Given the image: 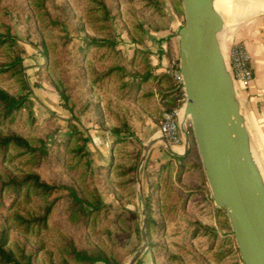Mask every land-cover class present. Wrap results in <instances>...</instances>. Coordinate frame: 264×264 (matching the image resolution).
Listing matches in <instances>:
<instances>
[{"label": "rangeland", "instance_id": "374dc122", "mask_svg": "<svg viewBox=\"0 0 264 264\" xmlns=\"http://www.w3.org/2000/svg\"><path fill=\"white\" fill-rule=\"evenodd\" d=\"M42 1L40 13L34 7V0H3L0 5V32L10 29L16 39L29 102L27 109L18 112L12 120L0 124V134H16L32 142L44 139L50 141L49 146L57 154L68 153L63 164L57 163L55 153L49 162L39 166L27 163L26 157L11 158L0 154V174L20 176L34 172L50 184L62 183L75 187L89 203L95 206L100 203V207L86 221L81 217L74 220L70 218L60 194H55L49 200L55 199L56 204L48 218L47 228L26 235L14 225L10 215L14 212L23 216L38 215L45 203L32 198L30 202L10 208L9 197L5 195L0 205V229L4 228L8 232L9 247L17 246L33 254L34 264H66L62 244L64 238H70L77 247H96L117 264H128L144 243L142 226L145 218V231L147 233L150 226V234L147 235L146 247L134 264H243L230 224L229 229L224 226L227 216L214 205L189 122H186V128L190 150L184 162L174 155L157 159L149 154V148L144 161L140 163L145 146L136 137H129L133 144L116 143L110 133H105L108 128L102 130L98 125L95 126L97 132L93 138L98 137L100 142H89L91 152L87 163L85 158H75L71 153L72 144L67 148L61 144V141L70 137L71 123L88 135L90 127H86V122L90 123L96 117L82 111L79 119L75 120L69 110L68 99L77 100V111L83 110L85 103V80L78 67L79 45L83 46L86 38L109 39L128 53L130 42L126 40L130 16L141 5L135 3L130 6L125 0H103L110 7L118 5L119 18H111L109 24V20L98 19V12L93 10L95 0ZM221 17L223 31H229L228 36L256 21H264V13H260L234 25L231 21L233 14L227 5L223 6ZM258 31L264 32V23ZM234 43L242 44L235 40L227 43V39L221 43L228 69L227 44L231 46ZM148 47L149 43L140 46L142 49ZM170 48L171 45L168 47L170 63L179 65L178 52L176 56L173 51L174 55L170 58ZM7 53V50L0 48V62L5 61ZM83 57V61L85 59L88 64L87 69H94L96 73L107 71L115 62L113 53L106 47L92 48ZM234 84L238 95L244 88ZM20 87V83L10 73L0 75L1 89L11 93ZM143 87L142 94L153 90L154 83H146ZM58 89L68 97L67 100L58 94ZM120 91L115 76L108 77L94 88V98L99 101L107 125L116 122L117 118L121 120V116H127L134 129L133 115L152 113L160 126L163 111L159 113L151 104L150 108L147 107L148 111L141 113L137 106L121 98L123 95ZM117 98L124 101L123 104L117 105ZM118 109L120 111L116 112ZM250 137L264 186V157L251 134ZM134 145L140 148V153L133 180L131 174L122 176L119 173L131 166ZM157 150L162 151L163 155L167 154L161 148ZM156 185L159 186L158 190L153 191ZM147 195L151 197L153 224L147 223ZM201 227L212 232L208 235L195 232ZM67 264L75 263L68 259Z\"/></svg>", "mask_w": 264, "mask_h": 264}, {"label": "trees", "instance_id": "16d2710c", "mask_svg": "<svg viewBox=\"0 0 264 264\" xmlns=\"http://www.w3.org/2000/svg\"><path fill=\"white\" fill-rule=\"evenodd\" d=\"M3 0H0V5ZM96 5L93 10L97 11L100 20H109L111 18H119L117 13L118 5L116 7H110L103 0H95ZM127 5H134L139 3L141 6L137 10H133L130 16V29L128 30V39L135 46H144L146 43V35L149 29L159 30L169 27V18L165 12L166 8H170L171 12L181 21L184 22V14L181 0H125ZM34 7L37 13H40L43 7L42 0H34ZM116 9V13L114 10ZM146 13V14H145ZM154 18V19H153ZM54 24L57 23L54 21ZM83 27V26H81ZM83 29V28H82ZM85 44L78 47V67L85 80V103L82 107L83 110L77 111V100L68 99V97L59 89L58 94L69 101V110L75 120L79 119V114L92 113L96 116V122L102 130H106L105 119L102 115L99 101L94 98V88L103 83L110 76H115L116 81L121 88V97L124 101L130 103L143 102L145 99L152 98L151 91H146L140 94L142 87L146 83L156 82L158 88V96L163 107V111H173L176 109L184 99V92L181 87H178L176 81L169 74H162L160 80L159 76H155L153 73L154 66L150 58L148 51L135 49V56L127 59L123 54L121 48L117 43L110 41L109 39H94L86 38ZM108 48L113 56L115 62L103 73H96L94 69H87L88 64L83 61V55L92 48ZM0 48H4L8 51L5 61L0 62V75L10 73L12 77L20 83L21 87L15 92H8L0 88V124L4 121H10L18 112L27 109L29 107L28 102V86L25 82L22 74V59L19 54V47L10 29H6L3 33L0 32ZM173 50L170 48V58L173 57ZM140 58V60L138 59ZM178 60V59H177ZM89 70H91L90 75ZM57 88V87H56ZM162 114V113H161ZM162 122V115L160 124ZM113 141L116 143H128L133 144L129 137L134 135L133 126L129 118H123L119 120V126L111 129ZM78 142V143H77ZM90 138L88 135H84L77 127L71 123L70 125V137L61 141V144L67 148L72 144L73 148L71 153L75 158H87L90 155V149L88 144ZM50 141L44 139H38L37 142H32L29 139L16 134L1 135L0 134V154L3 157H26L27 163L33 166H39L49 162L53 155L57 152L54 148H51ZM133 161L128 170L120 171L119 174L126 176L131 174V178L135 179V169L137 160L140 153V148L134 145ZM68 152L57 154L56 161L59 164H63L65 154ZM13 154V155H12ZM187 157V156H186ZM186 157L180 158V161H185ZM119 167H116V169ZM182 168V166H181ZM159 186H155L153 191H157ZM60 194L63 200V204L66 206V210L71 219L81 217L83 220L91 215L93 211L100 207L89 203L75 187L67 186L62 183L50 184L40 178L37 173L29 172L20 176L4 175L0 174V205L5 195L9 197L8 205L10 208L17 207L22 202H30L32 198L41 200L45 203L41 212L38 215L23 216L17 212L10 215V219L14 222V225L21 229L26 235H30L35 232H40L47 228V221L52 213V209L56 204L55 199L50 198ZM85 204H87L85 206ZM151 197L146 196V209H147V223H155L151 218ZM218 211V210H217ZM219 212V211H218ZM226 217V215H224ZM229 229V222L226 219L224 224ZM150 226H148L147 235L149 236ZM200 229V228H199ZM195 232L208 235L212 230L205 227H201L200 230ZM236 251V249H235ZM62 252L64 253V262L67 264L70 259L75 264H117L112 261L111 257L106 255L103 251L96 247L82 248L77 247L70 238H64L62 244ZM220 260V257L219 259ZM0 264H34L33 254L27 253L24 249L19 247H9L8 232L6 229H0Z\"/></svg>", "mask_w": 264, "mask_h": 264}, {"label": "water", "instance_id": "95a60500", "mask_svg": "<svg viewBox=\"0 0 264 264\" xmlns=\"http://www.w3.org/2000/svg\"><path fill=\"white\" fill-rule=\"evenodd\" d=\"M181 1L184 24L178 31V58L185 94L181 112L189 120L214 205L227 216L242 263L264 264V186L251 156L252 152L255 155L251 137L221 50L223 20L213 0ZM180 130L185 141L181 153L160 134L158 137L178 158L190 150L186 122L181 121ZM152 144L145 145L140 163ZM145 224L144 218V243L128 264H134L146 247Z\"/></svg>", "mask_w": 264, "mask_h": 264}, {"label": "crops", "instance_id": "0c3cea01", "mask_svg": "<svg viewBox=\"0 0 264 264\" xmlns=\"http://www.w3.org/2000/svg\"><path fill=\"white\" fill-rule=\"evenodd\" d=\"M165 12L169 18V27L165 29L159 30H152L149 29L146 35V43H149L148 49H142L140 46H135L130 40H126L130 42L128 53H125L124 50L122 51L125 56L131 58L135 56V49L148 51L150 53V58L152 60V65L154 66L153 73L155 76H159L158 80H160V76L162 74H167L168 67L170 65L169 59V49L168 47L171 45L172 50L176 53L178 52V31L182 26L181 21L171 12L170 8H166ZM154 19V18H153ZM184 19V17H183ZM264 21H256L253 24H249L244 27L240 32L232 33L228 36L229 31H223L220 34V43H223L225 39H227V43L231 41H241L244 45L245 49L249 53L251 57V67L254 71V78L252 79L251 83L247 88H245L242 92L238 95L242 113L246 122V126L254 140V143L261 151L264 157V32L258 31L263 25ZM224 36V39H223ZM228 36V38H227ZM128 38V37H127ZM223 44H221L222 47ZM227 48L229 49L230 46L227 44ZM121 48V47H120ZM157 66V67H155ZM156 82H154V89L149 90L152 92L153 96L150 99H145L143 102H136L131 103L144 113L147 110V107L150 108L151 104L156 108V110L161 113L163 111L162 104L160 102L158 96V88L156 86ZM142 90L140 94H142ZM149 100L150 104H149ZM124 101H120L117 98V105L121 104ZM130 103V102H126ZM123 104V103H122ZM155 110V109H154ZM118 109L116 112H119ZM125 112V110H124ZM130 112V111H129ZM150 112V111H149ZM148 112V113H149ZM150 114V113H149ZM126 116V115H125ZM117 118V116H116ZM124 118H128L127 116ZM134 122V137L139 141V143L145 146L149 142H153L152 146L150 147L149 154H153L157 159L163 156L166 158H170L172 153H170L163 145L162 142H158L159 137V126L156 120L153 117V114H140V116L131 117ZM120 119H123L121 116ZM88 125L86 127H90L88 129V137L90 138V143L92 144H99L98 137L94 136L96 131V127L98 123L96 122V117L89 123L86 122ZM106 124V122H105ZM107 125V124H106ZM105 125V126H106ZM119 126V119L117 121H113L111 125H107L108 128L105 133L111 134V129L114 127ZM99 127V126H98ZM112 135V134H111ZM180 139L184 141V135L180 130ZM161 148L167 154L163 155L162 151L159 152L157 149ZM185 148V141L179 145L178 147L174 148V151L181 153ZM91 150V149H90ZM148 154V156H149ZM185 157V156H184ZM183 158V157H182ZM150 159V158H149Z\"/></svg>", "mask_w": 264, "mask_h": 264}, {"label": "built area", "instance_id": "2783aa9c", "mask_svg": "<svg viewBox=\"0 0 264 264\" xmlns=\"http://www.w3.org/2000/svg\"><path fill=\"white\" fill-rule=\"evenodd\" d=\"M228 65L234 82L241 88H247L254 78V71L251 67V57L243 44L234 43L230 46L228 49ZM167 73L176 81L178 87L183 89V77L179 65H175L174 62L170 63ZM184 100L185 94L182 103L176 109L163 111L162 122L158 130L159 134L173 149L184 142L179 136L181 121L189 122L181 112Z\"/></svg>", "mask_w": 264, "mask_h": 264}, {"label": "bare ground", "instance_id": "6f19581e", "mask_svg": "<svg viewBox=\"0 0 264 264\" xmlns=\"http://www.w3.org/2000/svg\"><path fill=\"white\" fill-rule=\"evenodd\" d=\"M213 3H214V7L216 11H218L220 15H221L223 6L227 5L228 10H230V12L233 14L231 21L233 22L234 25H238L241 21L255 14L264 13V0H213ZM223 28H224V24H223ZM220 34H219V38H220ZM223 39H224V36H223ZM221 50L226 60V56L224 54V50L222 47H221ZM251 156H252L254 165L257 167L258 162L256 161V158L253 152Z\"/></svg>", "mask_w": 264, "mask_h": 264}]
</instances>
